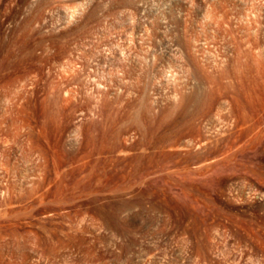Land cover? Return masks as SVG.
Returning <instances> with one entry per match:
<instances>
[{"label": "rangeland", "instance_id": "374dc122", "mask_svg": "<svg viewBox=\"0 0 264 264\" xmlns=\"http://www.w3.org/2000/svg\"><path fill=\"white\" fill-rule=\"evenodd\" d=\"M0 264H264V0H0Z\"/></svg>", "mask_w": 264, "mask_h": 264}, {"label": "bare ground", "instance_id": "6f19581e", "mask_svg": "<svg viewBox=\"0 0 264 264\" xmlns=\"http://www.w3.org/2000/svg\"><path fill=\"white\" fill-rule=\"evenodd\" d=\"M255 108H256V107H254V110H255ZM242 110H243V109H242ZM244 110H245V109H244ZM256 110H257V109H256ZM240 111H241V110H240ZM230 112H231V111H230ZM244 112H246V110L243 111V112L241 111V113H240L239 116L241 117L242 121H244L245 123H248V122H247V120L249 119V118H248V115H250V114H248V111H247V114H248V115H247L246 113H244ZM253 114H255V113H253ZM229 115H231V116H230L231 119L235 118V121H236V122L240 121L239 118L237 117V116H238L237 114L231 113V114H229ZM249 117H252V116H249ZM227 120H228V119H227ZM230 121H231V120H230ZM233 121H234V120H233ZM250 121H251V120H250ZM228 122H229V121H228ZM228 122H227V123H228ZM231 122H232V121H231ZM232 123H234V122H232ZM241 123L243 124V122H241ZM249 123H250V122H249ZM236 124H237V123H236ZM230 126H232V124H231ZM245 126H246V125H245ZM233 128H234V127H233ZM243 128H244V126H243ZM247 128H248V127H247ZM244 130H245V129H244ZM244 130H243V131H244ZM246 130H247V129H246ZM222 131H223V130H222ZM209 132H210V131H209ZM209 132H208V133H205L204 136L202 135L203 137H200V138H202V141H203L202 143H205V144H206V143H210L211 140H213V139H212V136L215 135V134H214L215 132H214L212 135H210L212 132H211V133H209ZM223 132H224V131H223ZM216 133H217V132H216ZM225 133H226V132H225Z\"/></svg>", "mask_w": 264, "mask_h": 264}]
</instances>
